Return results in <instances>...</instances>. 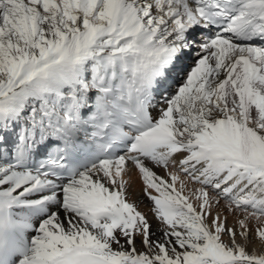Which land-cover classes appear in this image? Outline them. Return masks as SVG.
<instances>
[{
  "label": "snow or ice",
  "instance_id": "6c2138e0",
  "mask_svg": "<svg viewBox=\"0 0 264 264\" xmlns=\"http://www.w3.org/2000/svg\"><path fill=\"white\" fill-rule=\"evenodd\" d=\"M0 264H264V0H0Z\"/></svg>",
  "mask_w": 264,
  "mask_h": 264
},
{
  "label": "bare ground",
  "instance_id": "6f19581e",
  "mask_svg": "<svg viewBox=\"0 0 264 264\" xmlns=\"http://www.w3.org/2000/svg\"><path fill=\"white\" fill-rule=\"evenodd\" d=\"M157 171H160V170H157ZM137 182H139V183H137ZM137 182L134 184V189H135V191L130 190V191H132V196H131V198H132L134 201L138 202V204H139V208H138L139 211H141L142 213H144V212H147V211L149 210V208H150V202L148 201V199H146V197H144V196L142 195V192H141V194H140V191H141V188H140V187H142V185H141V183H140L139 180H137ZM221 202H222V201H221ZM221 204H223V203H221ZM221 204H220V206H221ZM221 207H222V206H221ZM219 208H220V207H219ZM224 215H227V216H228V219H227V223H228V225H232V224L234 223V217H233L232 215H228L227 213L224 214ZM150 223H151L152 226H153V230H155L156 227H157V225L154 224L155 222L152 221V220H150Z\"/></svg>",
  "mask_w": 264,
  "mask_h": 264
},
{
  "label": "rangeland",
  "instance_id": "374dc122",
  "mask_svg": "<svg viewBox=\"0 0 264 264\" xmlns=\"http://www.w3.org/2000/svg\"><path fill=\"white\" fill-rule=\"evenodd\" d=\"M137 182V181H136ZM137 183H139V182H137ZM140 188H142V187H140ZM131 190V189H130ZM141 192L142 191H140V194H141ZM142 195H143V192H142ZM144 196V195H143ZM147 199V198H146ZM221 203H223V201L222 202H220V204ZM222 206V207H221ZM221 206H219L220 208H218V209H216L217 211H219L220 209H222L223 208V206H224V204H221ZM139 210V209H138ZM144 214H146L147 215V217H148V219H149V221L150 220H152V221H154L155 223L154 224H156L157 225V221H156V219L154 218V216L151 214V212L148 210L147 212H144ZM224 214H226V212L224 213Z\"/></svg>",
  "mask_w": 264,
  "mask_h": 264
}]
</instances>
